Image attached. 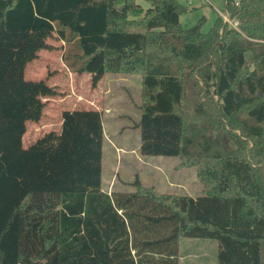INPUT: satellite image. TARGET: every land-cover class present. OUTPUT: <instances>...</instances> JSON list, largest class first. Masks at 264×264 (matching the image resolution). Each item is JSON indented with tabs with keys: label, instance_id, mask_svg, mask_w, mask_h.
<instances>
[{
	"label": "trees",
	"instance_id": "trees-1",
	"mask_svg": "<svg viewBox=\"0 0 264 264\" xmlns=\"http://www.w3.org/2000/svg\"><path fill=\"white\" fill-rule=\"evenodd\" d=\"M0 0V264H178L182 237L218 241L217 264H264V0H224L182 27L177 0ZM57 32L92 84L139 75V152L194 167L201 195L101 188L95 108L64 109L58 132L22 146L44 80L26 64ZM253 69L251 70V65Z\"/></svg>",
	"mask_w": 264,
	"mask_h": 264
},
{
	"label": "rangeland",
	"instance_id": "rangeland-1",
	"mask_svg": "<svg viewBox=\"0 0 264 264\" xmlns=\"http://www.w3.org/2000/svg\"><path fill=\"white\" fill-rule=\"evenodd\" d=\"M144 8L148 4L136 0ZM186 7L179 16L182 27H188L203 18L201 31L207 32L216 17L228 16L224 0H177ZM231 21V20H230ZM232 26L233 23H230ZM73 49L57 32L46 39V46L25 67L24 77L44 80L55 93L43 97L42 116L38 121H27L22 146L27 147L49 131L58 132L64 109L95 108L100 111L103 128L101 155V188L111 191H132L137 177L145 186L158 192L202 194L203 185L196 177L194 167L178 166L179 158L164 155H144L139 152L140 138L137 125L142 83L139 75L106 72L95 84L90 74L76 73L66 64L64 54ZM181 251L206 255L203 264H216L218 241L214 238L179 239ZM189 258L183 264L197 263Z\"/></svg>",
	"mask_w": 264,
	"mask_h": 264
},
{
	"label": "crops",
	"instance_id": "crops-1",
	"mask_svg": "<svg viewBox=\"0 0 264 264\" xmlns=\"http://www.w3.org/2000/svg\"><path fill=\"white\" fill-rule=\"evenodd\" d=\"M60 124H61V120H60ZM180 249H181V246L178 242V253H177L178 264H183L185 262V260H187L189 258L199 259L198 264L206 263L204 260L206 255H196L194 253H190L189 251L182 252ZM191 264H193V263H191ZM194 264H197V263H194Z\"/></svg>",
	"mask_w": 264,
	"mask_h": 264
},
{
	"label": "built area",
	"instance_id": "built-area-1",
	"mask_svg": "<svg viewBox=\"0 0 264 264\" xmlns=\"http://www.w3.org/2000/svg\"><path fill=\"white\" fill-rule=\"evenodd\" d=\"M224 21H227V22H229V23H233V25L235 26L236 25V21H230V19L228 18V16L226 17V16H224V19H223Z\"/></svg>",
	"mask_w": 264,
	"mask_h": 264
},
{
	"label": "water",
	"instance_id": "water-1",
	"mask_svg": "<svg viewBox=\"0 0 264 264\" xmlns=\"http://www.w3.org/2000/svg\"><path fill=\"white\" fill-rule=\"evenodd\" d=\"M253 69V64L251 65V70Z\"/></svg>",
	"mask_w": 264,
	"mask_h": 264
}]
</instances>
